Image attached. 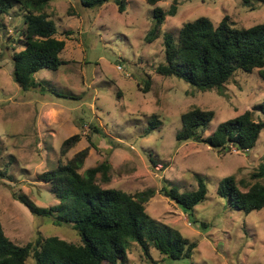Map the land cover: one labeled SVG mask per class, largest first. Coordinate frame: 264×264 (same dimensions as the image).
I'll list each match as a JSON object with an SVG mask.
<instances>
[{
    "label": "rangeland",
    "instance_id": "1",
    "mask_svg": "<svg viewBox=\"0 0 264 264\" xmlns=\"http://www.w3.org/2000/svg\"><path fill=\"white\" fill-rule=\"evenodd\" d=\"M172 5L177 6L176 15L166 17L157 37L150 35L156 6L169 10ZM46 10L66 41L61 56L69 62L56 71L36 73L43 87L28 91L12 75V55L24 48L25 12L16 7L0 14V172L6 174L0 176V218L6 236L18 245L48 236L81 243L72 225L36 217L14 196L40 207L58 204L41 175L88 150L82 173L108 161L111 180L104 182L99 174L104 188L132 194L154 189L146 209L197 243L191 258L172 260L155 248L147 256L129 239L126 264H264V208L237 210L217 191L220 180L230 175L242 191L258 180L254 175L264 167V130L247 152L177 140L181 116L194 105L215 112L204 137L247 110L263 118L257 109L264 101L258 70L238 71L222 94L200 91L156 71L165 62V34L176 42L184 23L201 16L215 25L228 15L237 27L253 26L264 22V0H163L155 6L125 0L123 12L115 0L98 8H86L80 0H55ZM66 30L73 33L63 34ZM153 119L160 123L147 133ZM75 134H81V140L62 155L63 141ZM199 176L208 193L196 207L193 222L161 190H197ZM259 180L264 183V178ZM27 264L35 260L30 257Z\"/></svg>",
    "mask_w": 264,
    "mask_h": 264
},
{
    "label": "trees",
    "instance_id": "2",
    "mask_svg": "<svg viewBox=\"0 0 264 264\" xmlns=\"http://www.w3.org/2000/svg\"><path fill=\"white\" fill-rule=\"evenodd\" d=\"M52 1L55 0H0V14L8 15L16 7L25 12L24 48L12 55L13 79L25 91L42 85L35 77L39 71H56L69 62L61 56L66 41L58 36L60 30L55 19L46 10ZM109 1L80 0V3L86 8H98ZM115 1L123 12L125 0ZM145 1L155 6L163 0ZM176 13V5L169 10L156 6L150 35L157 37L166 17ZM72 33V30L63 32ZM254 70H258L264 82V22L237 27L228 15L217 25L206 16L184 23L176 42L170 34H165V62L156 69L157 73L182 79L200 91L217 90L220 94L238 71ZM146 84L150 85V81L146 80ZM257 107L263 118L256 119L254 112L247 110L220 123L211 135L204 137L215 112L194 105L181 116L182 129L177 133V140H196L219 151L234 147L247 152L256 146L264 130V101ZM159 123L157 119L151 120L153 126L147 133ZM80 140L81 134L64 140L61 154L65 155ZM87 155L88 150H83L41 175V179L51 185L58 204L40 207L27 198L14 196L36 217L72 225L81 243L48 236L18 245L6 236L0 218V264H27L30 257L35 264H126L129 239L136 241L147 256L150 249L155 248L172 260L192 257L197 243L175 227L161 224L146 209L145 204L156 194L154 189L132 194L113 187L104 188L99 183V174L102 181L109 182L112 165L104 161L82 173ZM4 175L5 172H0V176ZM254 177L258 180L247 191L241 190L234 175L224 177L217 187L219 196L226 204L246 213L263 209L264 183L259 179L264 178V167ZM161 193L174 200L196 222L195 209L205 201L208 188L199 176L197 190L180 191L175 186H164Z\"/></svg>",
    "mask_w": 264,
    "mask_h": 264
},
{
    "label": "built area",
    "instance_id": "3",
    "mask_svg": "<svg viewBox=\"0 0 264 264\" xmlns=\"http://www.w3.org/2000/svg\"><path fill=\"white\" fill-rule=\"evenodd\" d=\"M121 68V67H120Z\"/></svg>",
    "mask_w": 264,
    "mask_h": 264
}]
</instances>
